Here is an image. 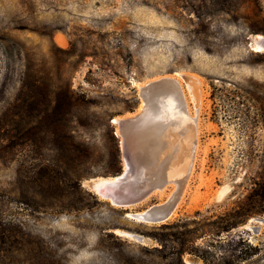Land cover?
<instances>
[{
    "label": "rangeland",
    "instance_id": "rangeland-1",
    "mask_svg": "<svg viewBox=\"0 0 264 264\" xmlns=\"http://www.w3.org/2000/svg\"><path fill=\"white\" fill-rule=\"evenodd\" d=\"M258 35L264 0H0V264H264ZM172 76L195 159L144 221L173 180L129 209L84 182L123 168L113 119Z\"/></svg>",
    "mask_w": 264,
    "mask_h": 264
},
{
    "label": "bare ground",
    "instance_id": "bare-ground-1",
    "mask_svg": "<svg viewBox=\"0 0 264 264\" xmlns=\"http://www.w3.org/2000/svg\"><path fill=\"white\" fill-rule=\"evenodd\" d=\"M257 37L261 39L252 42L251 46L256 51H264V37L260 35ZM144 86L147 93L142 97V102L137 111L125 116V118L120 116L115 117L113 121L116 124L118 123L116 132L121 136L120 138L124 144V155L122 153L123 168L128 169L129 187L132 191L139 192L142 189H147V192L130 202L121 204L114 202L110 203L129 209L147 197V193L149 195L152 191H161L163 185H160L166 182L165 180H173L177 186V190L166 200L168 203L173 201L167 213L168 216L174 211V200L177 196V191H179L183 179L186 176L183 174L182 176L181 173L185 170L189 171L192 159L195 156L196 143L194 142L195 139L192 137V124L193 120L195 122L196 115H190V117L185 111V100L183 99L180 84L174 77L159 78L149 84H144ZM190 90L194 92V90ZM181 105L184 106L182 107ZM137 141L141 144V147L144 148L142 154L137 153L135 150L137 148ZM149 147L151 149H149ZM139 155L146 160L145 163L143 160H140ZM151 172L155 175L152 178L151 176L147 178L148 174L151 175ZM107 178H109V176L93 178L88 182L85 181L84 185H88L97 196L103 199L100 193L94 188V184L103 182ZM162 180L164 181L162 182ZM184 183L185 182H183V184ZM133 213L128 212L127 214L129 216L133 214V216L137 217L145 213L150 217H158L160 209L156 204V206H149L142 211H135ZM139 218L140 217H137V219ZM161 220L163 219L161 218L154 222Z\"/></svg>",
    "mask_w": 264,
    "mask_h": 264
},
{
    "label": "water",
    "instance_id": "water-1",
    "mask_svg": "<svg viewBox=\"0 0 264 264\" xmlns=\"http://www.w3.org/2000/svg\"><path fill=\"white\" fill-rule=\"evenodd\" d=\"M154 80H151L150 82ZM142 88L143 86H141V91H142ZM97 184H94V188L96 189V191L100 193V195L103 197L104 200L107 199L108 202H114V203H120V204L125 203V202H130L134 199H137V197H140L142 194L147 192V189H142L139 192L132 191V189L129 187L128 169L122 168V167L118 172L114 173L112 176H109V178L105 179L103 182H100ZM172 204H173V201L169 203L165 201L162 204H158L159 209H160V213L158 217H150L145 213H142L140 214V216H137V217H140L141 219H144V220H151V221L160 220L161 218L165 219L167 217V213L170 210V207Z\"/></svg>",
    "mask_w": 264,
    "mask_h": 264
}]
</instances>
